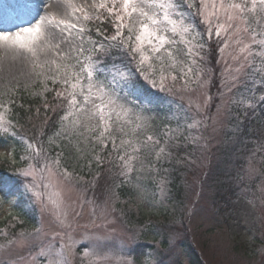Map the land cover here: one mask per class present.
I'll return each instance as SVG.
<instances>
[{"label": "rangeland", "instance_id": "obj_1", "mask_svg": "<svg viewBox=\"0 0 264 264\" xmlns=\"http://www.w3.org/2000/svg\"><path fill=\"white\" fill-rule=\"evenodd\" d=\"M52 2L55 4L53 8L47 9L48 14L82 23L88 31L89 21H83L81 12L73 15L69 5L82 7L92 16L97 12L93 0H52ZM52 2L47 5V8L52 6ZM208 2L210 3V0ZM96 3H99V0H96ZM210 11L209 7L205 10V15ZM257 15H259V5ZM75 17H80V20L76 21ZM249 17L251 22V14ZM201 18L203 20L202 16ZM26 21L11 30L15 31L17 27L28 26ZM210 23L211 26L216 24V27L226 24L223 16L219 20L210 18ZM137 24L138 18L133 15L129 26ZM233 24H240V21H234ZM240 27L243 29L244 25L240 24ZM198 28L200 29L198 38L202 41L206 40L209 34V23L204 22V27L201 25ZM256 30L260 33V26H257ZM86 31L84 33L85 48L92 45ZM232 32L231 28L227 32L221 30L223 37L220 41L221 45L214 51H211L212 48L203 51L200 55L202 59L199 60L202 68L194 76L192 72H187L189 65L184 47L176 42L171 46L178 61L171 71L176 77H181L180 69H185L186 74L181 83L178 84V80L170 81L169 76L161 88L159 75L157 84L153 83V76L149 77V74L148 78L151 80L148 78L145 80L152 87L171 95L170 102L160 100L148 102L141 97H135L130 93L132 91L130 78L129 86H124L123 81L118 80V84L115 83L109 87L117 110L119 111L122 107L127 111V115L113 125L112 134L115 135L116 142L118 141V149L127 150L125 152L131 151L134 157L131 160L133 163L129 164L131 171H128L125 166L119 171L110 168L111 172L98 173L101 175L99 178L93 175L91 178H84L82 182L75 180L76 166L84 169L88 165L89 170H92L97 164V150L102 146L92 138L98 135V132L87 130L89 127H95L97 121L94 120L88 121L82 118L80 126L74 130L65 121L55 132L59 135L50 137L52 143L63 151V161L59 151L50 155L40 145L41 136L45 134L39 132L36 140L31 134L27 140L25 137L28 148L25 157L29 162L26 168L31 165L35 173L33 176L24 177L18 174L21 170H17V175H14L17 186L10 184L13 180L9 183L12 189H10L11 186L6 187L0 183V191L6 192L7 195L16 191L21 193V195L16 193L8 199L2 198L0 201V223L6 221V227L0 232V237H7L9 241H12L9 243L8 240H3L0 243V264H47L48 257L39 254L41 248L47 249L51 246L54 250H58L61 245L69 242L74 245L71 251L67 252L69 264H190L185 249L186 245H190V239L203 253L205 264H264V183L258 182L254 187L248 184L247 189L243 190V193L247 194L245 197L241 195L237 199H229V204L225 205L216 199L220 188H214L215 174H208L210 167H214L219 160V154L215 159L218 153V141H220L217 138L222 137V133L211 134L218 129L216 120L222 119L223 115L227 117L225 112L236 99H243L245 103L240 102V105L246 106L249 101L257 105L264 97V56L257 54L261 50L259 51L251 43L249 33L241 31L238 36L242 37V43L236 44L234 41L238 37L232 35ZM125 34H128L127 29ZM65 35L56 32L55 44L46 47L42 54L38 49L36 57L25 54L26 57L20 60L18 65L20 70L16 75L12 76L0 66V97H9L19 90L33 96L44 97L50 90V85L54 84L51 78L57 76L55 66L48 62L56 59L57 63L75 64L73 45H79L80 42L73 32L67 41L61 43ZM168 35L172 36V33L169 32ZM259 36L264 38V35ZM259 36H256L257 40ZM211 39L217 38L211 35ZM225 41L228 43L227 47H225ZM57 43H60L59 49L55 48ZM244 43L251 46V51L255 54V57L251 55L252 59L247 52H240ZM260 49L264 51V46L260 45ZM55 52H67L70 58L63 60L55 56ZM21 55L17 56L22 57ZM14 59L11 52L0 50V62L12 64ZM258 61L262 63L260 81L263 83L253 85L250 95L247 94L246 97L234 93L239 87V78L248 79L249 77L243 69L252 62L257 63L261 68ZM168 62L166 59L165 63ZM34 63L43 64L44 67H34ZM7 68L11 67L7 66ZM216 70L221 78L227 83L229 81V89L226 90L228 93L222 95L214 89L213 96L212 77ZM111 78L97 77L105 83ZM62 79L63 76H60L56 83H60L59 80ZM194 82L195 85L191 86ZM211 103L212 107L217 104L214 112H210ZM171 106L179 109V112L175 110L176 113H173ZM243 106L239 107L243 108ZM260 110L250 118V127L251 132L256 134L264 144V106ZM171 115H174L175 119L180 118L182 122L180 129L182 127L188 129L184 132L187 133V143L190 144L186 161L189 171L187 170L181 184L178 203L172 204L174 208L169 220H161L155 225L144 221L139 222L141 226L137 227L138 224L132 227L129 222L133 223L134 220L127 211L137 212L139 216L164 214L171 202L168 197L173 193L174 186L169 184L168 179L164 180L160 169H163L162 174L165 170L163 167H158V160L153 156V150L156 147L154 135ZM204 117L208 122L212 121L211 125L215 126L207 131L209 133L200 132L205 123ZM113 118L115 120V116ZM121 126L125 129L124 133L117 130ZM0 132V158L14 161L15 140L3 133V127L0 128ZM149 136L152 137L151 140L147 139ZM210 136L212 140L210 139V146H208L206 140H209ZM18 140L22 141V139ZM122 140H128L131 143L122 145ZM30 143L33 144L31 149L28 147ZM133 147L139 150L132 151ZM36 149L41 150L39 157L35 155ZM57 159L58 166L54 163ZM45 163L49 165L51 171L44 168ZM257 163L262 166L260 160ZM65 169L70 175H64ZM261 174H264V171H258V175ZM21 203L28 207L31 216L29 219L35 225H28L19 230L16 227L22 224V221L18 218L8 220L6 218L13 212L20 211ZM169 207L171 208V205ZM14 229H17L15 230L17 232H11ZM258 236H261L263 240L256 245L254 242ZM155 239L157 242H153ZM164 240L167 246H162Z\"/></svg>", "mask_w": 264, "mask_h": 264}, {"label": "snow or ice", "instance_id": "obj_2", "mask_svg": "<svg viewBox=\"0 0 264 264\" xmlns=\"http://www.w3.org/2000/svg\"><path fill=\"white\" fill-rule=\"evenodd\" d=\"M47 2L48 0H39V3L34 5L29 13L31 19L25 22L28 26L17 27L15 31L0 28V48H3L6 52H11L14 56L29 54L36 57L38 49L42 50L40 41L46 34L55 35L56 32L66 34L61 41L62 43L67 41L68 37L75 32V37L80 42L79 45H73L76 57L75 64L57 63L56 59L48 62L50 65L55 66L57 73V76L51 78L53 83H56L59 77L63 76V79L59 82L65 86L64 91L56 92L57 98L67 102L61 122H68V126L74 130L80 126L82 118L88 121H97L94 128H87L90 132L93 130L98 132V135L92 139L103 148H107L109 142H111L113 150H116V137L112 134L113 125L116 121L123 119L127 115V111L122 107L119 111L117 110L115 101L109 92V87L118 80L123 81L124 86H127L130 73L115 63L110 66L105 65L103 59L95 54L105 52V41H107L109 50L117 48L130 56L133 61H136L137 70L145 75V79L148 78V73L158 74L161 88H163L164 81L169 76L173 81L177 78L171 71L178 62L171 47L175 43L172 36L181 35L183 37L189 33L190 29L185 25L182 14L178 18H174L178 15L175 0H99V3L93 0V4L97 9L95 17L90 16L84 8L70 4L72 14L81 12L83 21L94 18L100 19V10H104L112 18L114 34L110 37H102L100 41H93L91 37H88L92 47L85 48L84 33L86 29L84 25L67 18H57L52 14L41 15V9ZM200 5L202 22L209 23V34L212 32L210 18L214 17L219 20L223 16L226 24H220L216 27V36L221 35L222 29L227 32L231 28L233 29L232 35L238 37L234 43H242V37H239L238 34L243 31L250 34L252 44L264 45V39H256L257 35H264V0H250V4L249 0H239V2L238 0H210V3L208 0H200ZM258 5L259 15H257ZM209 7L211 11L205 15V10ZM249 14H251V22ZM133 15L138 18V24L130 27L129 21ZM75 20L79 21L80 17H75ZM33 21L35 22L33 23ZM234 21H240V24L244 25L243 29H241L240 24L234 25ZM257 26L261 28L260 33L256 30ZM125 29H127V35H125ZM169 32L172 33V36L168 35ZM97 33L99 34V29H97ZM229 39H231V36H229ZM227 46L228 43L225 41V47ZM55 48L59 49L60 43H57ZM86 52L87 55H85ZM240 52H247L248 56L253 55L251 46L247 43L243 44ZM257 54L264 56V51ZM54 55L63 60L70 58L67 52H55ZM166 59L169 61L167 64L165 63ZM34 67L43 68L44 65L34 63ZM191 71L190 67L187 68V72L190 73ZM180 72L181 78H183L186 74L185 69L181 68ZM100 75L104 76L105 79L111 75L112 79L105 83L104 80L97 79ZM153 83L155 84V81ZM261 99H264V97ZM240 102L245 103L243 99ZM246 106L251 108V101ZM0 107H3V104H0ZM3 121L4 116L0 113V128L3 127ZM117 130L120 133L125 132L123 126ZM147 139L151 140L152 137L149 136ZM129 143L131 141H121L122 145ZM28 147L33 148V144L30 143ZM138 150V148H132V151ZM40 154L41 150L36 149L35 155L39 157ZM126 156L127 159H125ZM118 159L123 162L128 171L132 170L129 166L130 161L134 159L132 155L128 152H122ZM54 163L58 166L59 160L57 159ZM44 168L51 171L47 163H45ZM34 173L35 169L30 165L18 174L29 177L33 176ZM64 175H70L67 169L64 170ZM37 232H39V229H37ZM9 243H12V241H9ZM73 246L71 242L61 245L58 250H54L49 246L47 249L41 248L39 254L48 257L47 264H69L67 252H70Z\"/></svg>", "mask_w": 264, "mask_h": 264}, {"label": "trees", "instance_id": "obj_3", "mask_svg": "<svg viewBox=\"0 0 264 264\" xmlns=\"http://www.w3.org/2000/svg\"><path fill=\"white\" fill-rule=\"evenodd\" d=\"M107 22L108 21H102L101 25L106 26ZM208 46L212 47L213 50L211 49V51H214L213 43H208ZM113 63L118 64L117 62L111 61V59L104 61V64L109 66ZM137 90H139L148 100H152L155 96L154 91L152 92V88L143 83L141 84V82L137 86ZM17 96H20V102H18L20 105L15 102L9 104L6 99H3L2 101L0 100V104H3V107H0V109L9 110L8 118L14 125L24 124L23 126L27 127L29 125L30 118L33 116V111L35 110L37 102L28 100L29 97H27L24 91H18ZM242 117V114L235 110L233 113H230L229 117L224 118L226 119V122L221 129L222 137L217 138L220 141H218L219 147H217L218 153L216 154L215 159H217L219 154V160L216 164H214V167H210L211 169L209 168L210 171L208 172L210 175L215 174V180H213L214 188H220V193L217 192L216 199H218L221 203H227L229 199L237 198V196L242 193L241 191L246 188L248 184L255 185V183L257 184L263 179V177L258 175L259 170L253 162L252 152L256 147V141L250 136L248 126L244 125ZM179 122L180 121H177L175 123L174 128L180 127L178 126ZM57 128L58 125L54 126L52 123H49L45 128L40 130L39 128H36L34 131H27V133H31V135L34 136L33 138L36 140L39 132L43 130V134H46L41 136L42 142L40 141V145L43 146L44 150L50 155H54L56 149L53 146L51 147V145L47 142L46 136L54 133ZM170 130L171 128L168 126L165 132L162 131L159 134L158 139L160 140L159 142H161L159 143L161 144V149L167 151L168 148H170L166 155L163 156L165 160H163L162 166H164L165 170V179H168L169 184L174 186V191L170 196L172 198L171 204H173L175 202L178 203L180 187L181 184H183L188 170L186 161L188 159L187 157L190 145L187 143L188 139L186 136L176 135L174 138H171V134L167 135L168 132H171ZM23 148H25V151ZM26 148L27 146L24 141L17 142L15 154L18 160H20V158H26ZM255 156L259 157L260 153H257ZM21 162L18 164L25 163L24 160ZM14 169L15 166L10 165L8 162L4 163L3 166H0L1 184L7 187V185L11 186L10 184L12 183L10 182L12 180L14 184L17 183V180H14V175H17ZM112 186H114V184H112ZM21 207L20 217L24 218L26 221L25 223H29L32 221L29 219L31 217L29 213L30 211L26 205H22ZM172 208H174V206H172ZM127 214H131L130 216H132V219L135 222L136 213L134 211H127ZM169 219L170 217H168V215L164 217L165 221ZM130 225L134 226L135 224L130 223ZM262 240L263 239L261 237H258L256 244L261 243ZM187 253L191 264H203L191 247L187 248Z\"/></svg>", "mask_w": 264, "mask_h": 264}, {"label": "bare ground", "instance_id": "obj_4", "mask_svg": "<svg viewBox=\"0 0 264 264\" xmlns=\"http://www.w3.org/2000/svg\"><path fill=\"white\" fill-rule=\"evenodd\" d=\"M5 1H6V4L10 5L11 7H13L15 9V11L19 12L22 9V8L19 9V7H21V5H17V0H5ZM51 2H52V0H49L47 2V4L50 5ZM54 4L55 3L52 2V6L49 7V9L53 8ZM2 9H3V6L0 5V12L2 11L0 13V16L2 17V18H0V28L11 29L13 26L17 25L18 23L16 22L15 19L11 18L10 15L7 12H5L4 10H2ZM31 11L26 12L27 16H30L29 13ZM40 14L41 15L48 14V11L46 10V6L45 5L42 7ZM54 39H55L54 35H47V34L45 35V37L40 41V46H41L42 50H39V51H40L41 54L44 52V49L46 47H50V46L55 44ZM1 49H3V48H0V50ZM23 55H25V54H23ZM23 55H21L22 57L17 56V55H15V56L13 55V58H15V59H14L12 64H9V63H7L5 61H2V62H0V66L2 68H4V70H7L9 72V74H11L12 76L16 75L19 72V70H20V67L18 66L20 64V60H22L23 58L26 57V55L25 56H23ZM11 60H13V59H11ZM7 66H10L11 68H7Z\"/></svg>", "mask_w": 264, "mask_h": 264}]
</instances>
